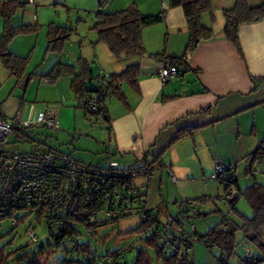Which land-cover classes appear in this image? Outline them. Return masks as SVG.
<instances>
[{"label": "crops", "instance_id": "crops-1", "mask_svg": "<svg viewBox=\"0 0 264 264\" xmlns=\"http://www.w3.org/2000/svg\"><path fill=\"white\" fill-rule=\"evenodd\" d=\"M211 1L212 14H205L201 20L205 26L212 29L213 37L197 44L195 50L187 57V63L165 85H162L155 75L156 70L161 67L164 59L182 56L189 40L184 11L181 6H170L169 0L136 3L139 4V10L145 14L166 12L164 21L143 28L141 34L142 47L145 49L143 55L116 58L105 43L96 42L92 48L95 58L92 62L99 65H97L99 71L96 72L94 68L92 69L88 57L80 50L82 44L77 47L74 44L69 52L58 54L59 61L56 63H69L75 66L79 57H82L90 64L92 74L100 71L119 73L134 64L140 67L138 88L121 84L123 93L121 98L113 97L108 103L110 130L108 134H101L100 137L105 141L108 135L110 144L106 150L108 154L106 158L110 156L117 158V161L121 159L122 165H119L130 168L143 166L146 158L145 162L158 164L160 169L167 168L176 173L180 180L193 183L197 179L195 176L203 177L211 171L215 158L209 161L207 167L201 161L202 154L205 157L211 148L223 147L226 144L234 145V147L229 145L226 156L213 155L232 166L239 164L240 160L246 162L245 157L256 149L260 140L264 138V90L252 92L254 84L250 80L251 76L264 75V19L240 24L238 31L243 54L239 55L238 50L226 39L223 32L226 24L224 10L232 8L236 0ZM246 1L249 6H257L264 2ZM131 3L127 1L123 6L127 8ZM0 65L10 80L15 79L3 62L0 61ZM31 73V80L26 83L25 88L32 80L46 79L44 75L47 73L39 77L35 76L34 72ZM71 79L68 75L55 82L46 83L42 86L43 93L38 91L34 106L13 101L15 102L13 106L4 110L6 117L21 114L31 120L44 109L43 105L46 102L51 104L53 100L61 102L60 104L69 102L81 107L79 99L70 87ZM15 81L19 85L17 80ZM207 108H211V113L203 112ZM82 111L83 124L88 120V114L84 109ZM57 112V119L61 120L59 121L61 124L66 123L70 113L74 114L75 121L78 116L76 110L63 109L62 105L57 107ZM180 131L189 133L182 139H177ZM39 144L47 147L46 143ZM48 147L53 148L49 145ZM68 154L76 160L93 164L92 161L85 162L84 155L75 157L71 152ZM257 163L262 166L264 158ZM93 165L107 166L101 163ZM258 169L260 168L255 165L256 173L259 172ZM260 170L263 175L264 169ZM167 175L169 176L168 171ZM133 183L148 192L149 182L134 179ZM203 195L212 197L209 192ZM167 208L163 205V209Z\"/></svg>", "mask_w": 264, "mask_h": 264}, {"label": "rangeland", "instance_id": "rangeland-1", "mask_svg": "<svg viewBox=\"0 0 264 264\" xmlns=\"http://www.w3.org/2000/svg\"><path fill=\"white\" fill-rule=\"evenodd\" d=\"M127 1L129 3L140 2L141 4L148 2V0H34V2H29L25 8L19 9L17 13L12 15V25L16 26L26 23L36 25V29L30 33L16 35L9 42L8 49L17 55L28 57L27 72H34L36 74L35 76L39 77V75L48 73L50 67H52L56 61H59V55L57 53H49L46 51L48 46L47 38L50 29L49 26L52 23L62 27L67 26L72 29L71 36L62 53L69 52V49H72L74 44L76 47L82 44L80 50L88 57L92 69L94 68L97 72L99 71L97 68L98 64L97 62H92L95 59L92 48L95 46L96 40L98 39L97 32L94 30V24L98 21V13L100 11L104 13H113L126 9V6L123 5H125ZM3 29L4 17L0 14V38ZM7 76L3 67L0 68V105L3 111L8 110L16 101L21 104L34 106L38 91L39 93H43L44 89L42 86L48 83L46 79L37 78L32 80L24 90L15 83L16 79L10 80ZM36 80H38V82H35ZM112 99L109 100V103ZM53 101H55L54 103L57 107L62 105L63 109L71 108V111L76 110L78 114L76 121L74 119V114L72 113L71 115L70 113V117L65 124L59 123L61 120H58L60 127L58 130L48 129L42 125H31L27 127L22 134L15 132L8 135L6 138L7 145L20 151H29V149H32L36 144L44 142L46 145L62 152H71L75 157L84 155L86 157L84 159L85 162L92 161L93 164L101 163L108 166L110 162L116 161L118 164L122 165L121 159L117 161V158L114 159L110 156L106 158V155H108L106 150L109 148L110 142L108 141V135L105 141L100 138L101 134H108V124L102 117L88 114L87 117L89 121L85 120L82 124L83 109L81 107L78 105V107H76V104L74 105L69 102L60 104L61 102L57 100ZM49 104V102H46L43 108L49 106ZM26 111L27 110H25V112ZM22 117L26 119L25 116L22 115ZM229 145L230 147H234L232 144ZM229 145L226 144L223 147L218 146L211 148L209 154L207 153L208 156L205 155L204 157L202 154L203 158H201V156L199 157L205 167L209 165V161H212L213 158H215L214 164L211 171H208L206 176H195L197 179H195L196 181L193 183H190L192 181L180 180L177 174L173 173L177 181V183H174L167 175L168 169L163 168L164 170H162L158 164L155 165L156 169H154L153 175L150 177L137 176L135 178L136 180H145L149 182L147 188V207L153 208L158 213L159 229L157 231H159L163 238L165 234L170 232L169 229H172L166 226V223L177 214L178 204L182 200L205 196L203 194L206 192H209L213 199H209L202 203L201 211L204 215L190 218L185 223L183 230H186L187 233H191L193 232L191 226H193L199 234H203L211 227L221 223L224 218L238 219L226 200L225 191H223L225 190L224 184L209 179L214 173V166L217 161L229 166V163L226 164L218 159V157L213 156H226L229 152ZM258 164L259 163H256L255 165L260 169H264V164H262V166ZM245 165H247V161L242 162V160L239 161V164L232 165L237 166L235 174L244 190L245 187L251 183V178L245 173ZM260 169H258L259 172L256 173V178L264 185V174L262 175ZM248 181H250L249 184ZM205 186H209V188ZM246 201L245 196H241L238 202H236L235 208L242 213V215L251 217L252 209ZM163 205L168 208L166 210L163 209ZM37 223L35 217L31 216L25 223H20L17 228H13L10 219H5L1 224V234L3 237L1 244H7L6 249L7 253L11 254L9 260L11 264H17L13 263V260L16 256L26 252V250L30 252L31 255L38 252V248H36L37 245H30V237L27 231L29 224H31L32 228H35V232L39 237V243L45 245V252L41 259L44 264H60V262L67 257L66 247L70 245L71 240L89 245L92 252L101 256L109 251L131 247V251L127 252L124 256L128 264H133L138 249H144L151 257L152 264H160L157 262L156 253L153 248L144 244L143 240L146 237L145 233H136L134 235H128L127 233L130 229L137 228L141 223L138 215H130L120 219L119 222L110 223L99 229L86 228L81 225V235L73 236L70 240L65 239L59 246L52 239L46 224L44 222H42V224ZM238 237L239 240L241 234H239ZM262 239L264 241V232ZM192 242V246L187 254H189L194 264H222L220 261V252L222 251L219 247L214 246L210 249L206 244L198 241L196 237H194ZM247 248L250 249L249 251L255 256H263V253L251 242H248L247 245L239 243L236 247L235 254L226 256L228 258V264H248L244 260ZM258 264H264V261Z\"/></svg>", "mask_w": 264, "mask_h": 264}, {"label": "trees", "instance_id": "trees-1", "mask_svg": "<svg viewBox=\"0 0 264 264\" xmlns=\"http://www.w3.org/2000/svg\"><path fill=\"white\" fill-rule=\"evenodd\" d=\"M168 3L170 6L182 7L188 27L189 40L184 54L182 56L170 57L172 64L176 65L178 69H180L187 63V57H189L195 50L197 44H199L202 40L213 37L212 29L205 26L201 20L205 14H212L213 5L211 0H169ZM27 4V1L23 0H0V14L4 17V29L0 38V58L5 68L10 72L11 75H13V77H15L19 85L25 78L28 79L27 83L31 80L32 73L27 72L28 57H22L19 54L17 55L12 51H9L8 46L11 39H13L16 35L18 36L19 34L23 33H30L36 29V25L26 23L16 26L12 25V15L17 13L19 9L25 8ZM139 9V6L136 3H133L126 9L115 11L113 13H104L101 11L98 13V21L96 24H94V30L98 35L97 43H105L113 55L116 56V58L143 55L145 53V49L142 47L143 35H141L143 33V28L145 26L154 25L165 20V11H160L156 14H145ZM224 16L226 19L225 28L223 31L225 33V37L231 42V44L235 46V48L240 53L239 55H242L243 51L238 31L239 26L242 23H251L264 19V2L257 6H249L246 0H236V3L234 6H232V8L224 10ZM49 27L50 29L47 38L48 46L46 51L49 53L54 52L61 54L69 42L72 29L68 28L67 26L62 27L54 25V23H52ZM140 71L141 70L138 64L131 65L122 72L112 74L109 73L110 79L105 81L104 85H102L103 87H96L94 86L95 84L91 82V78L94 76V74H92L90 64L82 57H79L77 66L69 63L57 62L44 76L51 82H55L57 79L64 76H71L72 79L70 87L80 102V98H82L89 91H103L107 94H112L114 98H121L123 94L121 89L122 85L138 88L139 79L141 77ZM250 80L254 84V90L252 92L257 93L258 91L264 90V75L258 77L251 76ZM84 111H86L87 114H93L97 116L103 113L104 120L107 124L109 123L107 110L103 112L90 110ZM203 112L211 113V108H207L203 110ZM107 129L110 130V123ZM23 132L24 131H22V133ZM188 133L189 131H182L179 133L177 139H182V137ZM262 158H264V138L260 140V143L256 149H254L245 157V159H247L245 173L247 176H249V178H251V183L245 187V190L241 189L239 179L235 174V169L237 166H226L227 171L231 172L232 174L230 178L231 183L219 181L225 186V190L223 191H225L227 201L236 193L239 194V198L241 196H245L247 200L246 202L252 209L251 217L242 215V213H240L235 208L237 204L236 202H238L239 199L238 198L231 203L228 202L232 207L233 212H235V215H237L238 219L224 218L221 223L211 227L206 233L203 234H199L196 230L191 233H187L186 230L184 231L182 229L183 232H186V234H189L192 237V240H186L183 235L179 234L174 229H169L170 232L165 234L163 238L159 231H157L159 229V216L154 221H141L137 228L127 231L128 235L145 233L146 237L143 240L144 244L150 248H153L156 253L155 256L157 258V262L160 264H194V262L189 257V254H187L188 250L192 246L194 237H196L198 241L206 244L210 249L214 246L219 247L222 251L220 252V258L224 257V259H227V261L228 258L226 256H232L235 254L236 247L239 243L251 242L259 249V251L263 253V256H255L251 253L253 256V261H247L246 256L244 260L248 264H258L264 261V241L262 239L264 232V185L258 180V178H256L255 170V164ZM145 159L143 166L130 168L119 165L118 170H116L117 173L120 172L119 175L129 173V175H117L118 177H113V187L110 190L116 191L117 188L122 186L136 185L133 183L136 177H134L132 174L135 171L146 169L147 166L156 165L145 162ZM88 165L108 168V166L93 164ZM151 175H153V173H151ZM231 185L235 187V190L232 193L228 191ZM138 187L141 189L140 195L144 198L148 197V192L143 190L142 187ZM92 197L93 207L90 209L91 213H94L95 210L97 211V198L94 196ZM209 199L211 200L213 198L209 196H202L188 200H195L198 202V204L202 205V203ZM133 211L126 217L134 215L135 213ZM178 213L179 211L172 218V226H174L175 223H178L184 227L185 225H182L183 223H180L177 218ZM201 215H204L202 211L197 216ZM90 219L91 218L89 216L86 218L80 217V215H70L61 218L62 224L56 223L55 227H50L46 223V227L54 242L59 246L65 239L70 240L73 238V236L81 235V225L86 228L99 229L110 223L119 222L120 219L123 218L99 221L96 219L90 221ZM1 228L2 226L0 225V264H11V262H9L11 254L7 253V244H1L3 238L1 234ZM147 233H153L154 237L150 238ZM239 234H241V237L238 240ZM44 247V244L38 243L36 247L38 248L37 253L31 255V253L26 250V252L16 256L13 260V263L44 264L43 260H41L45 252ZM131 249V247H128L125 249L109 251L105 255L101 256L92 252V249L89 245L71 240L70 245L66 247L67 257L62 260L60 264H128L125 261L124 256L127 252L131 251ZM133 264H152L151 257L146 250L138 249Z\"/></svg>", "mask_w": 264, "mask_h": 264}, {"label": "built area", "instance_id": "built-area-1", "mask_svg": "<svg viewBox=\"0 0 264 264\" xmlns=\"http://www.w3.org/2000/svg\"><path fill=\"white\" fill-rule=\"evenodd\" d=\"M33 2V0H23ZM179 73L176 65L169 59H164L161 67L156 70V76L162 85L167 84ZM110 79L109 73L100 71L94 74L91 82L96 87H103L105 81ZM47 82H51L46 80ZM114 96L103 91L87 92L80 98V106L84 110L105 111L109 100ZM57 107L54 102L38 112L37 117L29 120L19 114L7 118L0 105V225L5 219H10L13 228L34 216L38 223L55 227L56 223L62 224L61 218L73 215L80 217L89 216L93 220H111L124 218L133 210L142 222L156 220L158 213L147 207L148 197H142L141 189L136 185L122 186L112 191V178L115 176H128L129 173L119 175V164L110 162L108 168L90 166L82 163L71 155L46 146L36 144L29 151H20L6 143L8 135L24 131L31 125H42L48 129H58ZM104 119V114L99 115ZM211 180L231 183V172L227 171L225 164L217 161ZM156 166H147L146 169L135 171L132 175L150 177ZM171 181L176 183V178L168 170ZM117 176V177H118ZM231 185L229 192H234ZM96 197L97 211L91 213L93 197ZM179 203V202H178ZM83 206V207H82ZM202 205L195 200H182L178 204V220L182 225L201 212ZM37 223V224H38ZM171 218L166 226L174 228L186 240L192 237L183 232L180 224L172 226ZM2 226V225H1ZM192 231L196 229L191 226ZM28 236L30 244L37 245L39 237L35 228L29 224ZM185 231V230H184ZM158 234V233H157ZM151 238L153 233H147ZM247 245L246 242H243ZM247 261H253L249 249H246ZM222 264H228L227 259L220 258Z\"/></svg>", "mask_w": 264, "mask_h": 264}, {"label": "water", "instance_id": "water-1", "mask_svg": "<svg viewBox=\"0 0 264 264\" xmlns=\"http://www.w3.org/2000/svg\"><path fill=\"white\" fill-rule=\"evenodd\" d=\"M27 80H28V79L25 78V79L22 81V83H21V85H20L21 89H24V88H25L26 83H27ZM238 198H239V194L236 193L235 195H233V196L228 200V202L231 203L232 201H235V200H237Z\"/></svg>", "mask_w": 264, "mask_h": 264}]
</instances>
